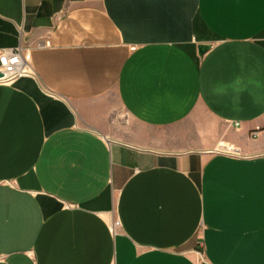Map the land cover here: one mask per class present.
<instances>
[{"label": "crops", "instance_id": "crops-1", "mask_svg": "<svg viewBox=\"0 0 264 264\" xmlns=\"http://www.w3.org/2000/svg\"><path fill=\"white\" fill-rule=\"evenodd\" d=\"M20 45L0 264H264V0H0Z\"/></svg>", "mask_w": 264, "mask_h": 264}, {"label": "built area", "instance_id": "built-area-1", "mask_svg": "<svg viewBox=\"0 0 264 264\" xmlns=\"http://www.w3.org/2000/svg\"><path fill=\"white\" fill-rule=\"evenodd\" d=\"M45 46L49 47L50 43L45 42ZM31 52L20 45L16 49H5L0 51V86L9 87L15 82L25 77H35V72L31 65ZM235 157H241L242 153L239 149L234 150H219ZM119 223H115V227Z\"/></svg>", "mask_w": 264, "mask_h": 264}, {"label": "water", "instance_id": "water-1", "mask_svg": "<svg viewBox=\"0 0 264 264\" xmlns=\"http://www.w3.org/2000/svg\"><path fill=\"white\" fill-rule=\"evenodd\" d=\"M208 48L209 46L203 45V46H200L198 50H200L201 55H204L208 51Z\"/></svg>", "mask_w": 264, "mask_h": 264}, {"label": "bare ground", "instance_id": "bare-ground-1", "mask_svg": "<svg viewBox=\"0 0 264 264\" xmlns=\"http://www.w3.org/2000/svg\"><path fill=\"white\" fill-rule=\"evenodd\" d=\"M224 148L225 149H228V150H234L235 149V147H233V146H228V145H224ZM223 149V148H222Z\"/></svg>", "mask_w": 264, "mask_h": 264}]
</instances>
